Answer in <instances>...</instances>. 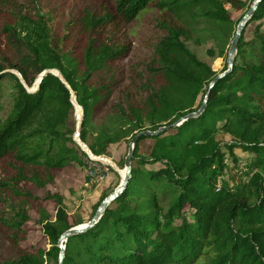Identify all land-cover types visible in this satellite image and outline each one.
<instances>
[{
    "label": "trees",
    "instance_id": "1",
    "mask_svg": "<svg viewBox=\"0 0 264 264\" xmlns=\"http://www.w3.org/2000/svg\"><path fill=\"white\" fill-rule=\"evenodd\" d=\"M50 1L0 0V45L15 54L0 62V252L15 251L0 264H59L61 236L85 224L72 220L59 192L42 195L73 165L74 148L84 154L76 129L66 130L74 99L81 140L98 157L141 132L168 129L140 139L127 186L93 228L64 244L63 264H264V32L246 41L244 31L232 70L220 73L186 44L196 32L224 53L256 0H94L93 7L72 0L69 16L38 5ZM151 9L193 28L161 20L168 36L143 97L120 106L113 68L132 50L114 30ZM263 20L261 0L247 28ZM208 93L200 116L172 127L198 112ZM98 117L110 124L95 131ZM147 140L154 145L141 155ZM237 150L251 159L241 165ZM35 230L41 247L30 244Z\"/></svg>",
    "mask_w": 264,
    "mask_h": 264
},
{
    "label": "rangeland",
    "instance_id": "2",
    "mask_svg": "<svg viewBox=\"0 0 264 264\" xmlns=\"http://www.w3.org/2000/svg\"><path fill=\"white\" fill-rule=\"evenodd\" d=\"M18 4L29 3L31 0H16ZM51 0L49 3L43 2L38 5H43L46 9L52 10L54 14L61 15L63 12L66 16L71 15L70 6L72 0ZM249 3L251 0H243ZM86 4L90 7L95 5L94 0H85ZM228 10H233L230 5H226ZM235 18H238L243 12L233 11ZM4 14L2 13V16ZM168 20L172 27L177 29H185L186 33L190 34L191 25H182L173 20L171 16H160L156 10H148L142 14L135 22L131 24H120L114 30L117 39L125 42L131 46L132 53L124 61L119 62L113 68L116 80L119 82L116 87L115 96L117 103L122 106V98L129 103H134L143 97L144 86L147 82V70L150 65L155 64L157 60L156 49L158 44L167 38L168 32L160 27L159 23L162 19ZM2 25L0 24V32ZM197 30H203V26L196 25ZM260 28L264 32V20L260 24H252L245 30L244 38L250 41L255 31ZM236 30L234 31L235 34ZM191 39L186 42L189 49L196 54V56L203 62L212 66L215 72L225 71L228 67V55L231 48L234 36L230 39V43L225 47L224 53L222 52V44L215 38H207L203 34L192 33ZM199 42V43H198ZM213 50L214 56H210L207 52ZM14 52L8 47L0 45V62L2 60H13ZM203 94H199L197 104L201 101ZM80 114L72 113L66 130L71 131L77 129L80 120ZM81 124V123H80ZM102 124H110L109 119L97 118L94 127L95 131L100 129ZM217 138L225 142H230L231 138L222 134H218ZM132 140L122 141L116 145L111 146L110 157H104L109 162L106 163V170L103 174H99L96 178H91L87 165L85 155L79 149L74 148L76 157L72 166L66 171L59 174L55 186L43 192L42 195L46 196L47 192H59L65 199V205L69 216L74 219H83L84 225L89 223L91 215L94 212L95 206L100 199L106 195L112 194L119 186L124 177L125 167L120 165L128 155L130 144ZM154 142L151 140L144 141L140 144L139 153L148 156L152 150ZM240 164L248 162L251 157L237 150ZM231 165V161H227ZM51 192V193H52ZM32 226H37L32 223ZM44 243L43 235L40 231L35 230L30 244L33 246L41 247ZM25 246V244H23ZM49 248V245H47ZM15 256V251L5 248L0 252V258L11 259Z\"/></svg>",
    "mask_w": 264,
    "mask_h": 264
},
{
    "label": "water",
    "instance_id": "3",
    "mask_svg": "<svg viewBox=\"0 0 264 264\" xmlns=\"http://www.w3.org/2000/svg\"><path fill=\"white\" fill-rule=\"evenodd\" d=\"M261 2V0H256L254 2V4L252 5V7L250 8V10L247 12V14L243 17V19L241 20L234 39L232 41L231 44V48L229 51V55H228V67H229V71L232 70L235 60H236V56H237V51H238V45L239 42L241 40V37L245 31V29L247 28V26L250 24L252 16L254 14V12L257 10L259 3ZM228 73V72H227ZM216 82V80L213 82V84ZM210 93V92H209ZM209 93L205 98V102L202 105V107L200 108V110L196 113L193 114H189L188 116L182 118L181 120H179L177 123H175L172 127H176L181 125L183 122L192 119V118H196L198 116H200L203 111L206 108V104L208 101V97H209ZM168 128H162L160 129L158 132H150V131H145V132H141L139 134H137L136 137H134L131 141L130 144V148H129V152L128 155L125 159V171H124V177L123 180L121 182V185L119 186V188H117L106 200L103 201V203L100 205V207L98 208L95 216L93 217V219L87 223L86 225H81L78 227H75L71 230H69L68 232H66L65 234H63L59 240V248L61 250V255L59 258V264H63V260L65 257V243L72 237L80 235L85 233L86 231H88L89 229L93 228L98 221L100 220V218L103 216L104 212L106 211V209L110 206V204L116 199V197L122 192V190L127 186L128 182L130 181V174H131V162L132 159L135 156L136 150H137V144L140 141L141 138L145 137V138H156L158 137L160 134L164 133Z\"/></svg>",
    "mask_w": 264,
    "mask_h": 264
},
{
    "label": "built area",
    "instance_id": "4",
    "mask_svg": "<svg viewBox=\"0 0 264 264\" xmlns=\"http://www.w3.org/2000/svg\"><path fill=\"white\" fill-rule=\"evenodd\" d=\"M74 108H75V113L80 114L79 118V125L81 123V118H82V110L78 106L77 102L74 99ZM73 140L77 144L78 147L81 148V150L84 152V155L87 160V167L90 172L91 178H96L99 174H103V171L106 170V163L109 162L108 159H105V156H95L88 146L84 144L81 140V135H80V126L76 129L74 135H73Z\"/></svg>",
    "mask_w": 264,
    "mask_h": 264
}]
</instances>
